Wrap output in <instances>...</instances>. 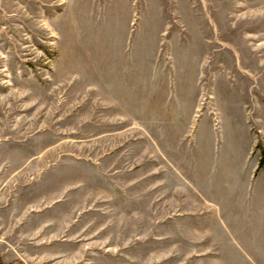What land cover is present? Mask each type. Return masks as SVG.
I'll list each match as a JSON object with an SVG mask.
<instances>
[{
    "label": "rangeland",
    "instance_id": "rangeland-1",
    "mask_svg": "<svg viewBox=\"0 0 264 264\" xmlns=\"http://www.w3.org/2000/svg\"><path fill=\"white\" fill-rule=\"evenodd\" d=\"M0 264H264V0H0Z\"/></svg>",
    "mask_w": 264,
    "mask_h": 264
}]
</instances>
